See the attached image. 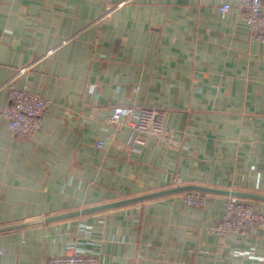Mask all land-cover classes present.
Here are the masks:
<instances>
[{"label": "crops", "instance_id": "0c3cea01", "mask_svg": "<svg viewBox=\"0 0 264 264\" xmlns=\"http://www.w3.org/2000/svg\"><path fill=\"white\" fill-rule=\"evenodd\" d=\"M10 86L48 104L32 138L1 115ZM116 106L164 110L177 144L129 142L104 123ZM188 184L264 196V45L236 1L0 0V228ZM209 195L2 231L0 264H264V232L208 231L227 202Z\"/></svg>", "mask_w": 264, "mask_h": 264}, {"label": "built area", "instance_id": "2783aa9c", "mask_svg": "<svg viewBox=\"0 0 264 264\" xmlns=\"http://www.w3.org/2000/svg\"><path fill=\"white\" fill-rule=\"evenodd\" d=\"M240 9V19L248 27L250 37L264 45V9L263 0H234ZM230 5L220 8L221 12L230 11ZM47 102L39 94L10 86L9 101L1 111L4 120L8 122L10 133L25 139L32 138L41 130L42 119L47 110ZM167 113L155 107H123L116 106L104 123L108 128L130 130L129 142L134 137L151 136L167 144H177L176 135L166 127ZM112 144L120 150L128 151V143H119L113 135ZM99 148L103 143L98 144ZM180 185V184H178ZM189 207H202L207 202L209 194L189 191L178 194ZM264 232V215L254 210L252 205L227 197L223 218L209 227L208 231L219 237H242L251 230ZM2 252L0 251V255ZM47 264H100L94 256L73 253L66 256L51 258Z\"/></svg>", "mask_w": 264, "mask_h": 264}, {"label": "water", "instance_id": "95a60500", "mask_svg": "<svg viewBox=\"0 0 264 264\" xmlns=\"http://www.w3.org/2000/svg\"><path fill=\"white\" fill-rule=\"evenodd\" d=\"M189 191H197V192H202V193H206V194L233 197L236 199H251V200L264 201V196L254 194V193L239 192V191H232V190H222V189L210 188V187H205V186H200V185L188 184V185H182V186H175L173 188H169V189L161 190V191H157V192L147 193V194H143V195L132 197V198H126L123 200L110 202L107 204L94 206V207L86 208L83 210H78V211L71 212V213L52 216V217L37 220L34 222L15 224L12 226L3 227V228H0V232L9 231V230H17V229H22L25 227L39 225V224H43V223L60 221V220H65V219H69L72 217H77V216L88 215V214L98 213V212H102V211L127 207L130 205L140 204V203H144V202H147L150 200L159 199V198H163V197H167V196H171V195H176V194H181V193H185V192H189Z\"/></svg>", "mask_w": 264, "mask_h": 264}]
</instances>
